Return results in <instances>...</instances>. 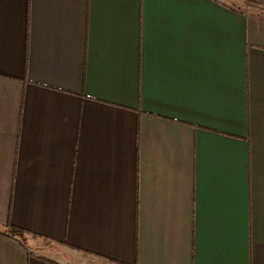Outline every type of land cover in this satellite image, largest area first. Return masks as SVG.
Returning a JSON list of instances; mask_svg holds the SVG:
<instances>
[{
	"label": "crops",
	"instance_id": "0c3cea01",
	"mask_svg": "<svg viewBox=\"0 0 264 264\" xmlns=\"http://www.w3.org/2000/svg\"><path fill=\"white\" fill-rule=\"evenodd\" d=\"M0 264H264V0H0Z\"/></svg>",
	"mask_w": 264,
	"mask_h": 264
},
{
	"label": "trees",
	"instance_id": "16d2710c",
	"mask_svg": "<svg viewBox=\"0 0 264 264\" xmlns=\"http://www.w3.org/2000/svg\"><path fill=\"white\" fill-rule=\"evenodd\" d=\"M10 234H12L14 237H19L22 235V231L16 229V228H13L11 227L10 228Z\"/></svg>",
	"mask_w": 264,
	"mask_h": 264
},
{
	"label": "rangeland",
	"instance_id": "374dc122",
	"mask_svg": "<svg viewBox=\"0 0 264 264\" xmlns=\"http://www.w3.org/2000/svg\"><path fill=\"white\" fill-rule=\"evenodd\" d=\"M226 1H228V0H226Z\"/></svg>",
	"mask_w": 264,
	"mask_h": 264
}]
</instances>
